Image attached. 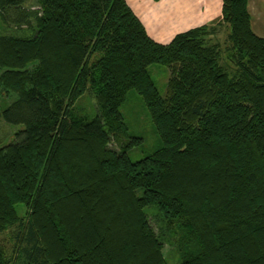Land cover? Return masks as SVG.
<instances>
[{
  "label": "trees",
  "instance_id": "1",
  "mask_svg": "<svg viewBox=\"0 0 264 264\" xmlns=\"http://www.w3.org/2000/svg\"><path fill=\"white\" fill-rule=\"evenodd\" d=\"M221 1L164 43L127 0H0V116L23 126L0 146V264H168L165 242L176 264H264V38ZM131 90L160 141L135 161Z\"/></svg>",
  "mask_w": 264,
  "mask_h": 264
},
{
  "label": "rangeland",
  "instance_id": "2",
  "mask_svg": "<svg viewBox=\"0 0 264 264\" xmlns=\"http://www.w3.org/2000/svg\"><path fill=\"white\" fill-rule=\"evenodd\" d=\"M155 1L157 3L154 2V5L157 4L158 6H154L155 9H151L147 17L143 18V21L145 22L149 30L155 28L159 20L165 17V15H167L172 10V0H164L162 2H159L160 0ZM196 8L198 7H195V9ZM221 17L222 6L220 16L216 19H213L212 21L207 22L206 24H216V22L220 20ZM258 24L254 26V29L256 31L258 30ZM261 24L264 26V22H261ZM224 35L225 29L221 30L218 37L222 39L224 38ZM148 70L151 74L152 80L158 88L159 93L164 96L166 93L167 79L169 77L168 67L164 65L153 64L148 67ZM91 100L92 98L87 92L77 101V105L79 107H83L84 110L90 115H93V111H89L90 106L92 107L93 105V103H90ZM7 103H9V101L6 102V97H4L3 99V97L0 96V112L6 107ZM120 112L122 113L123 119L128 127L130 134L132 136L141 137L143 140L139 146L131 149L128 152V155L133 161L142 159L147 153L157 148L160 144L158 135L154 128V124L150 119L148 110L142 97L134 90L129 91L127 101L120 108ZM22 128V125H12L6 123L0 116V146L6 145L9 142L13 141V139L15 138V133ZM18 210L21 211V208L19 207ZM149 221L154 230L159 234L161 232V229L159 227V224L157 223V218L153 216L152 213L150 214ZM12 234V229L8 230L7 232L0 233V242L9 253L11 252L14 243ZM162 252L166 257L168 264H176L178 262L176 252L174 251L173 246L170 243H164Z\"/></svg>",
  "mask_w": 264,
  "mask_h": 264
},
{
  "label": "crops",
  "instance_id": "3",
  "mask_svg": "<svg viewBox=\"0 0 264 264\" xmlns=\"http://www.w3.org/2000/svg\"><path fill=\"white\" fill-rule=\"evenodd\" d=\"M164 0H160L162 2ZM133 11L143 22L151 37L160 42L170 41L175 34L187 28L206 24L220 16L221 0H172V10L156 24L155 28L148 29L143 21L150 10L155 9V0H127ZM195 7H198L195 9ZM248 9L252 17V26L258 24L255 32L264 38V0H249Z\"/></svg>",
  "mask_w": 264,
  "mask_h": 264
}]
</instances>
